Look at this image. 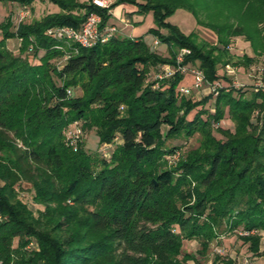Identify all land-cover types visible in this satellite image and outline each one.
<instances>
[{"label":"trees","instance_id":"1","mask_svg":"<svg viewBox=\"0 0 264 264\" xmlns=\"http://www.w3.org/2000/svg\"><path fill=\"white\" fill-rule=\"evenodd\" d=\"M33 1L0 0L24 7ZM36 1L58 11L20 20L13 30L10 16L0 24V264H234L181 251L182 241L195 240L203 255L213 240L232 233L251 256L262 254L264 92L245 96L218 87L191 100L177 96L180 73L146 77L150 68L174 66L186 49L180 65L218 82L217 65L253 61L242 55L230 62L226 46L237 36L254 57L264 56V0H113L103 7L92 0ZM119 4L151 13L155 27L148 33L169 48L167 57L141 37L111 34L82 47L46 34L77 29L90 15L99 18L98 29L114 27L109 10ZM176 9L210 29L215 44L197 43L193 33L167 22ZM11 38L19 39L17 54L6 47ZM224 115L232 131L218 126ZM77 122L93 129L100 145L117 139L107 158L87 153L82 143L75 151L65 146L62 133ZM195 133L198 145L165 167L163 156L180 148L173 141ZM21 181L42 206L35 215L17 196ZM30 241L35 249L25 250Z\"/></svg>","mask_w":264,"mask_h":264},{"label":"rangeland","instance_id":"2","mask_svg":"<svg viewBox=\"0 0 264 264\" xmlns=\"http://www.w3.org/2000/svg\"><path fill=\"white\" fill-rule=\"evenodd\" d=\"M79 2L85 0H78ZM105 5L110 4L113 0H103ZM128 5V4H127ZM131 6V5H129ZM132 7V6H131ZM25 16L21 19L22 21H29L31 19H37L45 14L53 13L58 11V7L56 4L49 3L47 1H36L34 0L29 6H17L16 3L11 2H0V24H4L5 20L10 16V22L12 23V30L16 26L18 22L17 15L19 12H24ZM110 17L108 18V24L113 22L114 31L112 34L118 36H126V37H141L142 41L145 45L156 54L161 57H167L169 55V48L160 42H157L156 45L153 43V35L148 33L150 28H154L155 24L152 19V15L150 12H145L143 14H137L135 12L128 11L126 8H121L119 5L111 7L109 10ZM120 15V17H119ZM166 21L170 24L174 25L177 30L183 35H188L189 33H193L195 35V41L197 43H205L208 45L215 44V34L208 28L199 25L196 23L194 17L187 11L183 9H176L169 17L166 18ZM127 23V25H124ZM119 31V32H118ZM161 33L165 31L163 29L159 30ZM30 44L28 45V50L31 49L32 43L31 38H29ZM19 45V39L11 38L6 41V47L11 50L13 54H17V49ZM228 53L230 54V62L238 61L241 62V56L245 55L248 57H253V61L247 65H232L231 63H227L224 65L216 66V73L218 75V83L220 87L224 88H239L245 96L249 94L252 88V83L257 80L264 81V56H256L254 57L251 53L249 45L247 41H245L242 37H232L229 40L228 45L226 46ZM42 52L39 51L37 56ZM23 55V54H21ZM225 60V57L222 58ZM62 57L54 58L50 60V62L56 65ZM163 68H168L170 70L173 69V66L169 63H164L160 66H156L150 68L147 73L146 80L152 81L156 74H160L163 72ZM206 80V79H205ZM215 81H208L199 88L193 89L191 88V78L188 74L182 75V79L180 84L177 87V90L181 87L189 88L187 94H178L179 97L189 98L191 100H199L203 96L210 94L212 91L209 90V83H215ZM234 83L237 84L234 86ZM72 94H79L77 89L72 90ZM214 94V92H213ZM204 107L209 108L211 110V101L205 103ZM264 116V115H263ZM253 120V118H252ZM77 128L80 130L79 140L75 143V145L71 146L67 143H64L66 147L70 150L75 151L77 149L78 143H82L83 149L91 154L96 155L97 157L107 158L108 153L112 150L117 139L114 140L109 145H103L97 143V138L94 134L93 129H81L80 123H76ZM218 126L222 129H226L228 131L233 130V124L227 118L226 115L219 121ZM72 127V126H70ZM66 130V129H65ZM214 135L218 138H221V135L218 132L213 131ZM62 138L65 141L64 131L62 133ZM199 135L197 133L193 134L191 137L186 139L178 138L173 142L180 146L178 152L174 155V157H165L163 156L164 166L167 168H173L184 156V154L190 150L194 149L198 145ZM16 141V140H15ZM19 147L20 143L15 142ZM171 143V141H170ZM15 190H17L18 198L27 205V207L33 212L35 215L36 210L42 209L41 205H38L32 201V190L28 183L21 181L19 185L15 186ZM70 204L69 201H67ZM15 245V239L12 242V246ZM199 246L197 241L189 240L182 241L181 251L182 253H191L196 258L201 257V261L209 262L213 256H217L223 260L229 259L228 255L230 254L235 260L239 258L238 256L244 255L246 252L244 251V244L240 243V240L237 238L235 234H224L220 235L218 238L213 240L208 250L203 255L197 254ZM261 248H264V245L261 244ZM35 249V245L32 241L28 242L25 246V250ZM221 250V254H217L216 250ZM181 264H193L192 261H186Z\"/></svg>","mask_w":264,"mask_h":264},{"label":"built area","instance_id":"3","mask_svg":"<svg viewBox=\"0 0 264 264\" xmlns=\"http://www.w3.org/2000/svg\"><path fill=\"white\" fill-rule=\"evenodd\" d=\"M92 3L96 6L103 7L105 6V2L103 0H92ZM25 16L24 12H19L17 15L18 21H20ZM99 22V18L95 15H90L85 19V21L80 25L79 28L74 29L71 27H54L46 30V34L50 35L55 40H61L64 42H74L82 47H88L91 44H93L95 41L99 40L100 42L104 41L107 36L112 34V31H114V27H103L102 29H98L97 24ZM154 44L157 43V40L155 39L153 41ZM188 53V50L186 49H180L177 55L175 56V65L173 66V69L170 70L168 68H163V72L160 74H156L155 78L157 80L169 77L174 72H178L181 75L188 74L191 78V88L193 89H199L205 82V78L203 76L202 71L193 66H182L180 65L182 55ZM67 58V55L62 56V60H65ZM210 88L209 90L214 92L216 88L220 87L218 82H213L207 84ZM237 84L234 83V86ZM253 91H261L264 92V81L257 79L252 83ZM189 91V88L187 87H181L178 89V94H187ZM67 94L69 92L67 91ZM264 115V111H263ZM72 126V127H70ZM64 130V137H65V143L73 146L75 143L79 140V133L80 130L77 128L76 123L71 124ZM176 154V153H175ZM174 154V155H175ZM174 155L169 157H174ZM238 235H246L247 232L245 231H237ZM217 254H221V250H216ZM242 264H248L247 259L242 260Z\"/></svg>","mask_w":264,"mask_h":264},{"label":"crops","instance_id":"4","mask_svg":"<svg viewBox=\"0 0 264 264\" xmlns=\"http://www.w3.org/2000/svg\"><path fill=\"white\" fill-rule=\"evenodd\" d=\"M121 8H126L128 11L133 12L135 8L132 6H129L127 4H119ZM120 17V15H119ZM113 25V22H110ZM124 25H127V23H124ZM119 32V31H118ZM155 38L153 39V41ZM156 45V44H155ZM260 251H263L262 254L258 256H251L249 252L246 251L245 246H244V251L246 252L244 255L238 256L239 258H236V260L229 254L228 258L231 260L234 264H242L243 259H247L248 264H264V248H259ZM220 264H227V263H220Z\"/></svg>","mask_w":264,"mask_h":264}]
</instances>
